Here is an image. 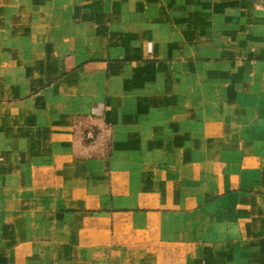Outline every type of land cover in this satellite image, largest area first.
I'll list each match as a JSON object with an SVG mask.
<instances>
[{"label":"crops","instance_id":"obj_1","mask_svg":"<svg viewBox=\"0 0 264 264\" xmlns=\"http://www.w3.org/2000/svg\"><path fill=\"white\" fill-rule=\"evenodd\" d=\"M0 264H264V0H0Z\"/></svg>","mask_w":264,"mask_h":264}]
</instances>
